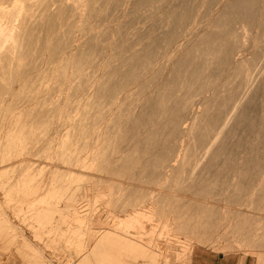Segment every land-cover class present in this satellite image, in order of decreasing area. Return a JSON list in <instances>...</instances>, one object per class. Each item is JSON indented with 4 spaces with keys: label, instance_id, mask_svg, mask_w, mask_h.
Returning <instances> with one entry per match:
<instances>
[{
    "label": "bare ground",
    "instance_id": "6f19581e",
    "mask_svg": "<svg viewBox=\"0 0 264 264\" xmlns=\"http://www.w3.org/2000/svg\"><path fill=\"white\" fill-rule=\"evenodd\" d=\"M110 165L91 184L114 203L83 243L92 220L55 222L50 200ZM8 182L79 264L264 259V0H0Z\"/></svg>",
    "mask_w": 264,
    "mask_h": 264
},
{
    "label": "rangeland",
    "instance_id": "374dc122",
    "mask_svg": "<svg viewBox=\"0 0 264 264\" xmlns=\"http://www.w3.org/2000/svg\"><path fill=\"white\" fill-rule=\"evenodd\" d=\"M111 167H113V165H110L108 168H104L105 170L104 169L98 170L97 167L96 168L94 167V169L91 170V172H92L91 177L92 178L85 179V181L81 180V181L75 182V184H74L75 190H74V188L69 190V195H67L66 198H64V199L61 198L62 194H60L61 191L59 190V193L55 194L56 196L54 195L53 199L50 200V203H49L50 208L54 207L56 204L58 206L60 205V207H59L60 211L55 213V218H54L55 222H60V219L66 215L69 217L72 216L70 218L73 220V221L71 220V223L72 222L75 223L74 220L77 217L87 218V219L90 218L92 220L91 224L89 226L81 228L82 230H84V234H85L84 236L82 235L80 237V240L83 243L86 241L87 238H90L93 235L94 229L97 226L94 222V219H96L98 215H97V213H94V211L96 212L97 211L96 209L99 208V206L100 207L102 206L101 203L104 200L109 201V205L107 207L109 209L111 208V205L114 203L112 196H108L104 199H102L101 197H98L96 195L97 191L95 190L94 186L91 184L92 180L93 179L96 180L100 175L108 176V177L111 176V177L116 178V175H114L111 171H109V168H111ZM49 168H51V167H49ZM73 168H77V167L73 166ZM106 169L108 170V172ZM98 173H100V174H98ZM95 175H99V176H95ZM9 184H10L9 182L4 183L5 187H2L0 185V259H2V260H0V262H1L0 264H71V263L72 264H75V263L79 264V259L74 254L75 253L74 250H71V252H73V255H72V257H69V255L66 254L65 252H63V250L54 249L49 244V240H48L49 235L47 236V234L43 233L42 227L37 226L39 224V221L44 222L45 219L40 218L39 215H35L36 212H31V211L26 212L25 210L27 209L26 208L27 206H26V202H24L26 200V198L25 197H20L21 199L17 198V197L12 198L13 196H11L9 189H8L10 186ZM75 185H78V186H75ZM86 185L88 186V189L86 188ZM89 185H91V186H89ZM83 189H84V191H83ZM92 190H94V192ZM73 191H74V193H73ZM80 191H82L83 193ZM85 191L87 192V194ZM62 192H64V191H62ZM85 194H86V196H85ZM93 194L95 197L93 196ZM74 197H75V199H74ZM88 198H90V199H88ZM94 198H95V200H94ZM91 199H92V201H91ZM27 200H29V199H27ZM55 200H57V201H55ZM83 200H85V201H83ZM8 201H9V203H8ZM256 201L258 202L257 199H256ZM59 202H60V204H59ZM121 202H122V200L119 201V205L121 204ZM68 204L76 206L78 208V212L68 213V211L64 207L65 205H68ZM82 206H84V208ZM88 206H90V207L88 208ZM95 206H96V208H95ZM93 208H94V210H93ZM16 209H17V211H16ZM86 209L89 210V212ZM13 211H15V212H13ZM261 214H264V213H261ZM1 221H2V223H1ZM31 225H35L36 227L34 228ZM72 225H74V224L72 223ZM36 233H38V235H39L38 237L35 236ZM44 242H45V244L48 243L47 246H44L45 245ZM89 242H91V239L89 240ZM259 248L260 247L254 248V252L250 253V251L246 250L247 247H244V248L240 247V248L235 249V251L225 252L222 250L216 251L213 248H210L208 246H205V247L195 246L194 254H193L194 259H193L192 264H264V259H262L261 261L258 260ZM56 250H58V251H56ZM68 261H70V262H68Z\"/></svg>",
    "mask_w": 264,
    "mask_h": 264
}]
</instances>
